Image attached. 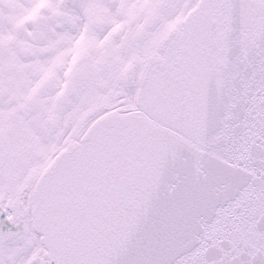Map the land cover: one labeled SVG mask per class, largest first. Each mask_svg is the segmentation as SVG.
<instances>
[{
  "label": "snow or ice",
  "instance_id": "6c2138e0",
  "mask_svg": "<svg viewBox=\"0 0 264 264\" xmlns=\"http://www.w3.org/2000/svg\"><path fill=\"white\" fill-rule=\"evenodd\" d=\"M0 264H264V0H0Z\"/></svg>",
  "mask_w": 264,
  "mask_h": 264
}]
</instances>
